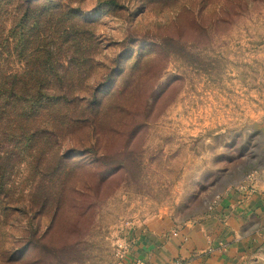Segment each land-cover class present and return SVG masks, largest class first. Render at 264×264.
<instances>
[{
  "label": "rangeland",
  "instance_id": "1",
  "mask_svg": "<svg viewBox=\"0 0 264 264\" xmlns=\"http://www.w3.org/2000/svg\"><path fill=\"white\" fill-rule=\"evenodd\" d=\"M109 1L36 0L47 20L24 46L20 0H0V78L27 70L40 46L32 67L76 69L68 84L106 101L97 130L88 122L36 149L50 168L65 159L46 213L27 208L29 157L16 167L22 210L0 253L17 257L3 264H120L134 226L203 218L264 174V0Z\"/></svg>",
  "mask_w": 264,
  "mask_h": 264
},
{
  "label": "trees",
  "instance_id": "2",
  "mask_svg": "<svg viewBox=\"0 0 264 264\" xmlns=\"http://www.w3.org/2000/svg\"><path fill=\"white\" fill-rule=\"evenodd\" d=\"M44 1L47 7L51 4V0ZM108 3L111 7L119 4L117 0H110ZM19 7L24 9V13L16 22V27L21 32L18 33L19 41L23 42L24 46L34 45L33 41H36L39 35L38 27L47 20V16L43 19V9L47 8H41L36 0H20ZM40 48L42 47L38 46L29 51L31 53L27 56V70L0 78V231L6 226L11 227L8 221L22 210L21 199L18 198L20 195H16L18 186L12 182L15 181L16 167L29 157L31 169L27 179L33 182L28 191L27 208L46 213L53 207L50 191L56 181L51 180L55 176L61 179L62 163L65 159L56 154L58 161L50 168L46 166L48 160H43V151L37 157L36 149L39 145L43 146V150L51 149L53 139L57 143V136L64 130L78 129L88 122L92 124L93 130H97L96 118L102 115L106 103L99 98L97 90L88 96L91 89L68 84L71 76L78 77L79 72L76 69L68 72L69 68L64 65L48 69L44 64L41 69H38V66L32 67L37 60L34 55ZM49 54L51 57V53ZM76 60L78 59L71 57L69 65L71 63L72 66ZM116 93L115 91L113 94ZM63 107L67 108L64 115L61 113ZM44 121L47 122L46 125L42 123ZM40 167L42 170H39ZM39 190L43 191V196L37 201ZM29 234V242H33L31 240L36 236L34 232ZM16 257L17 253L11 255L10 249H6L0 253V264L14 263Z\"/></svg>",
  "mask_w": 264,
  "mask_h": 264
},
{
  "label": "crops",
  "instance_id": "3",
  "mask_svg": "<svg viewBox=\"0 0 264 264\" xmlns=\"http://www.w3.org/2000/svg\"><path fill=\"white\" fill-rule=\"evenodd\" d=\"M125 242L120 264H257L264 249V174L252 186L230 187L203 218L158 216L131 228Z\"/></svg>",
  "mask_w": 264,
  "mask_h": 264
},
{
  "label": "built area",
  "instance_id": "4",
  "mask_svg": "<svg viewBox=\"0 0 264 264\" xmlns=\"http://www.w3.org/2000/svg\"><path fill=\"white\" fill-rule=\"evenodd\" d=\"M119 248H120V250H119L120 256H121V258H123L129 250V245L127 242H123L119 245ZM169 264H184V262L182 260L178 259V260H175Z\"/></svg>",
  "mask_w": 264,
  "mask_h": 264
}]
</instances>
